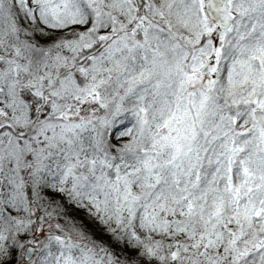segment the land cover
<instances>
[{
    "label": "snow or ice",
    "instance_id": "snow-or-ice-1",
    "mask_svg": "<svg viewBox=\"0 0 264 264\" xmlns=\"http://www.w3.org/2000/svg\"><path fill=\"white\" fill-rule=\"evenodd\" d=\"M0 264H264V0H0Z\"/></svg>",
    "mask_w": 264,
    "mask_h": 264
},
{
    "label": "trees",
    "instance_id": "trees-1",
    "mask_svg": "<svg viewBox=\"0 0 264 264\" xmlns=\"http://www.w3.org/2000/svg\"><path fill=\"white\" fill-rule=\"evenodd\" d=\"M74 215H77L79 217H83L84 216V213L83 212H78V213H74Z\"/></svg>",
    "mask_w": 264,
    "mask_h": 264
}]
</instances>
